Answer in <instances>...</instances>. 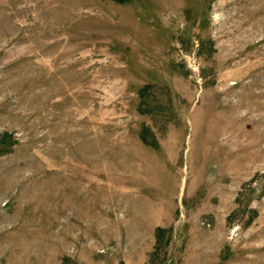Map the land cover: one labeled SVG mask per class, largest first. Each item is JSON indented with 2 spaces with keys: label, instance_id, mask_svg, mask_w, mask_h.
Here are the masks:
<instances>
[{
  "label": "rangeland",
  "instance_id": "1",
  "mask_svg": "<svg viewBox=\"0 0 264 264\" xmlns=\"http://www.w3.org/2000/svg\"><path fill=\"white\" fill-rule=\"evenodd\" d=\"M0 264H264V0H0Z\"/></svg>",
  "mask_w": 264,
  "mask_h": 264
},
{
  "label": "bare ground",
  "instance_id": "2",
  "mask_svg": "<svg viewBox=\"0 0 264 264\" xmlns=\"http://www.w3.org/2000/svg\"><path fill=\"white\" fill-rule=\"evenodd\" d=\"M248 88H249V85H248ZM228 106H227L226 110L222 113L224 115L228 114V115H226L227 118L224 119V116H223L222 119H223L224 123L226 122L224 134L226 135V138H229V136L231 135L232 142L234 143V149L232 151L233 152L238 151V150L242 151L245 148L246 149L251 148V149L255 150V148H256L257 144L260 142V140H259V138L256 137L255 130L253 132L248 131L251 133H247V134L243 133V129L241 126L238 125V122L242 121L244 117H243V115L239 116V114H237L236 112L239 113V111L244 108L247 111L246 113H252L255 111L256 107H254V105H251V106L245 105L244 101H242V100H239L236 103L230 104ZM245 115L247 116V114H245ZM236 123H237V125L235 126ZM221 125H222V123H221ZM242 135H243V137L245 136V138H243ZM243 140H246V142L243 143L242 142Z\"/></svg>",
  "mask_w": 264,
  "mask_h": 264
}]
</instances>
